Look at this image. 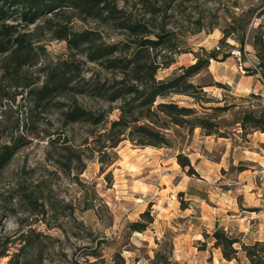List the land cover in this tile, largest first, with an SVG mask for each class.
<instances>
[{
	"label": "rangeland",
	"instance_id": "374dc122",
	"mask_svg": "<svg viewBox=\"0 0 264 264\" xmlns=\"http://www.w3.org/2000/svg\"><path fill=\"white\" fill-rule=\"evenodd\" d=\"M102 1L118 20L64 7L33 24L10 22L42 51L36 65L17 71L0 56V156L6 147L15 151L0 169V264H250L241 245L264 243V194L257 195L264 186V167L257 163L264 156V133L243 130L241 122L251 112L264 119L263 71L253 48L264 25V1ZM249 11L250 19L244 15ZM125 21L145 34L119 26ZM247 23L241 53L240 29ZM61 27L91 33L93 48L116 45L110 60H130L139 40L162 36L164 44L150 51L151 61L161 65L157 81L194 65L202 51L216 52L210 66L221 63L220 69L209 66L191 80L203 88L202 104L173 96L156 105L174 103L208 115L218 134L175 126L158 113L137 124L161 131L168 147L135 146L130 128L110 148L121 108L128 103L132 121L142 117L138 103L109 102L85 90L104 85L110 91L130 76L106 69V58L89 62L91 51L70 49L56 37ZM62 62L78 66L73 85L81 92L34 100L33 91ZM75 103L101 122H67ZM178 155L190 160L192 172L178 164ZM218 230L239 241L236 260H225L215 246Z\"/></svg>",
	"mask_w": 264,
	"mask_h": 264
},
{
	"label": "trees",
	"instance_id": "16d2710c",
	"mask_svg": "<svg viewBox=\"0 0 264 264\" xmlns=\"http://www.w3.org/2000/svg\"><path fill=\"white\" fill-rule=\"evenodd\" d=\"M264 1V0H263ZM104 4V5H103ZM103 5V6H102ZM64 7H73L79 9L86 14H92L94 17L103 21H116V11L111 7H106L102 0H0V56H7L8 64L6 68L17 71L24 66H34L38 63L39 55L42 49L35 47L29 37L18 30L14 23L33 24L35 20L44 15L46 12L54 11ZM254 11L245 12V17L252 15ZM264 15V10L262 12ZM262 15H257L259 18ZM250 19V17H248ZM18 25V24H17ZM248 23L240 29L243 37L241 38V53H243L244 34L247 30ZM122 28L128 29L133 35H142L146 31L140 25H133L131 22L125 21L119 23ZM264 25L260 24L257 28L258 32L254 37L253 48L257 52L259 67L262 69L264 79V32H260ZM56 37L60 40H65L70 49L80 51L82 54L86 51H91L88 55V61L91 63L101 62L107 58L113 57L117 50V46L95 47L94 39L89 32H70L66 28H58ZM232 34V33H230ZM162 36L157 35V40L141 39L137 42V47L130 60L124 59H107L105 63L106 69H120L126 71V76H130L129 82L121 81L117 86H112L110 91L104 89V85H95L92 89H86L88 96L96 94L100 98H105L109 102L124 100V102L138 103L135 110L142 113V117L132 121L129 120L132 109H129L128 103L121 108V117L119 121L113 123V129L118 128L117 138L113 141L110 148L116 149L124 140L121 136L124 135V130L131 128V141L138 147H168L169 142L159 130L145 125H138L140 120H152L157 117L158 113L165 116L169 122L175 126L188 127L189 129H202L206 136H215L217 131L216 126L207 118L208 115L201 117L195 109L187 107H179L174 103H160L156 105L158 99H167L173 96H186L194 100L196 105L202 104L204 101L201 96L204 95L203 88L195 86L192 83V78L199 75L204 70L208 69L211 60H218L216 52H203V56L197 58V62L190 67H180L178 73L173 78L157 81L156 74L161 67L159 63L151 61V50H157L164 43L161 41ZM83 47H86L84 49ZM83 48V50H81ZM229 55L223 56L225 61ZM106 58V59H105ZM171 63H169V66ZM168 66V65H167ZM249 71V70H247ZM78 66L62 62L50 71L43 86L33 91L34 100L46 101L48 98L61 92H81L83 88L75 87L74 82L80 77ZM75 84V83H74ZM76 88V90H75ZM84 92V93H85ZM90 92V93H89ZM81 93V94H84ZM131 97V101H127V97ZM208 103V102H206ZM211 109V108H210ZM222 108L213 109L214 111H222ZM208 110V109H206ZM264 117V114H263ZM67 122L80 123L92 122L99 124L101 120L95 118L89 112H86L75 103L74 107L65 114ZM136 124V125H135ZM133 126V127H131ZM241 127L243 130L248 128L253 131H261L264 133V119L260 122L255 118L254 113L245 114ZM7 152L0 156V169L9 158L14 154V149L6 147ZM178 164L185 170L189 168L192 172L193 168L190 160L183 155L177 156ZM215 246L221 249L222 256L227 261L236 260L239 254L235 245L240 244L238 240L229 237L223 231H216L213 234ZM242 251L250 264H264V243H256L252 246L241 245Z\"/></svg>",
	"mask_w": 264,
	"mask_h": 264
},
{
	"label": "crops",
	"instance_id": "0c3cea01",
	"mask_svg": "<svg viewBox=\"0 0 264 264\" xmlns=\"http://www.w3.org/2000/svg\"><path fill=\"white\" fill-rule=\"evenodd\" d=\"M216 64H217V65H222L221 63H216ZM223 64H225V63H223ZM217 65H216L215 67H214L213 65H211L210 67H211V68H214L215 70H219L220 67H217ZM238 90H242V89H238ZM243 92H244V91H243ZM257 163H258L260 166L264 167V156H260V160H258ZM240 179H242V177H241ZM249 184H250V183H249ZM241 185H243V184H241ZM242 187H246V186L244 185V186H242ZM257 190H258L257 195H261V193L264 194V186H262L261 188H257ZM259 198L261 199V197H259ZM262 202H264V197L262 198Z\"/></svg>",
	"mask_w": 264,
	"mask_h": 264
},
{
	"label": "built area",
	"instance_id": "2783aa9c",
	"mask_svg": "<svg viewBox=\"0 0 264 264\" xmlns=\"http://www.w3.org/2000/svg\"><path fill=\"white\" fill-rule=\"evenodd\" d=\"M236 56V55H235ZM238 63H239V67L241 68L242 67V64H241V60L240 58H238ZM242 69V68H241ZM263 174H264V171H263Z\"/></svg>",
	"mask_w": 264,
	"mask_h": 264
}]
</instances>
